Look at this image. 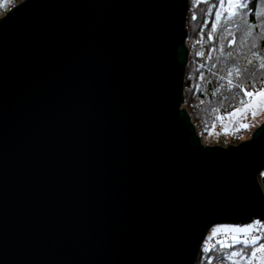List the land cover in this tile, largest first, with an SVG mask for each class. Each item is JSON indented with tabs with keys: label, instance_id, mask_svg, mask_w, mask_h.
Instances as JSON below:
<instances>
[{
	"label": "water",
	"instance_id": "95a60500",
	"mask_svg": "<svg viewBox=\"0 0 264 264\" xmlns=\"http://www.w3.org/2000/svg\"><path fill=\"white\" fill-rule=\"evenodd\" d=\"M189 0H23L0 17V264H195L264 221V122L205 143Z\"/></svg>",
	"mask_w": 264,
	"mask_h": 264
},
{
	"label": "trees",
	"instance_id": "16d2710c",
	"mask_svg": "<svg viewBox=\"0 0 264 264\" xmlns=\"http://www.w3.org/2000/svg\"><path fill=\"white\" fill-rule=\"evenodd\" d=\"M221 1L189 0L187 18L189 58L183 104L196 126L207 133L241 106V100H248L244 89L264 88V68L260 67L264 63V0H240L237 5L248 7L236 5L231 11H221ZM8 5V0H0V17ZM258 179L264 190V168ZM239 241L229 239L225 245L217 242L213 246L204 242L195 264H220L239 251L243 255L237 257L248 259L251 249L263 242ZM256 259L250 264H260Z\"/></svg>",
	"mask_w": 264,
	"mask_h": 264
},
{
	"label": "rangeland",
	"instance_id": "374dc122",
	"mask_svg": "<svg viewBox=\"0 0 264 264\" xmlns=\"http://www.w3.org/2000/svg\"><path fill=\"white\" fill-rule=\"evenodd\" d=\"M21 1L23 0H8L9 5L7 10L11 9ZM239 2L240 0H222L220 2L221 11H231ZM253 92L254 94L249 96L244 105L236 108L240 109V111L236 112L234 115H229L225 120L221 121L218 125H215L208 133L206 130L200 129L197 125L199 134H202V140L205 143L225 142V145L227 146L228 144H237L240 141L249 138L252 132L264 122V95H259V93L264 92V88ZM245 105L247 107H245ZM183 106L185 105L183 104L182 107ZM253 112L256 113L254 116ZM240 229H245L246 231H240ZM252 237H260L261 240H263L262 243H264V221L254 220L253 222L246 224L233 225L216 224L211 227L204 242H209L211 246L217 242L225 245L229 239L244 241ZM254 248L258 249L259 246ZM256 258L260 264H264V249L257 251ZM220 264H250V261L244 257L240 258L237 256H231L229 260Z\"/></svg>",
	"mask_w": 264,
	"mask_h": 264
},
{
	"label": "snow or ice",
	"instance_id": "6c2138e0",
	"mask_svg": "<svg viewBox=\"0 0 264 264\" xmlns=\"http://www.w3.org/2000/svg\"><path fill=\"white\" fill-rule=\"evenodd\" d=\"M223 6V5H221ZM247 8L248 5L247 4H244V3H241L240 5H237V8ZM233 15H235V13H233ZM262 60H264V57H261ZM249 63H252V61H249ZM260 67L261 68H264V63H261L260 64ZM237 74H240V70L237 69ZM229 75H231V73H229ZM230 84H231V80L228 81ZM244 92H245V95L246 96H252L254 94V92H249L247 89H244ZM259 95H264V92H261L259 93ZM241 105H244V101L241 100ZM245 107H247L245 105ZM240 111V109H236L234 112L232 113H229V115H234L236 112ZM256 113L253 112V116L255 115ZM240 231H246L245 229H240ZM261 238L260 237H252V238H249V239H246L243 241L244 244H257V242L260 240ZM241 241L237 240V243H240ZM228 247H231V245H229ZM260 249H264V243H260L259 244V248L256 249H251L250 253H248V259L249 261L251 262L256 256H257V251L260 250ZM243 255V252L242 251H239V252H232L230 253V257L231 256H241Z\"/></svg>",
	"mask_w": 264,
	"mask_h": 264
}]
</instances>
